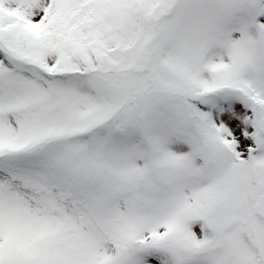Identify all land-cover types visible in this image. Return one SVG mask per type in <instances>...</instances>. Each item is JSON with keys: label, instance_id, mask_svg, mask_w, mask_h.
I'll use <instances>...</instances> for the list:
<instances>
[{"label": "snow or ice", "instance_id": "snow-or-ice-1", "mask_svg": "<svg viewBox=\"0 0 264 264\" xmlns=\"http://www.w3.org/2000/svg\"><path fill=\"white\" fill-rule=\"evenodd\" d=\"M0 264H264V0H0Z\"/></svg>", "mask_w": 264, "mask_h": 264}]
</instances>
